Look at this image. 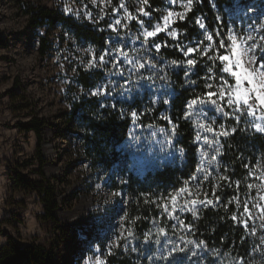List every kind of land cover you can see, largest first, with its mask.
<instances>
[{
	"label": "rangeland",
	"instance_id": "374dc122",
	"mask_svg": "<svg viewBox=\"0 0 264 264\" xmlns=\"http://www.w3.org/2000/svg\"><path fill=\"white\" fill-rule=\"evenodd\" d=\"M162 1L165 6L154 10L152 24L169 11L187 13L189 10L180 7L181 0H177L176 5H170L169 0ZM227 1L229 3L224 5H228L225 11L229 18L234 12V0ZM186 2L183 0V3ZM252 2L257 9L264 11V5L259 0ZM121 3L134 17L147 21L138 9L143 7L147 11L148 5L142 6L140 0H119L117 7L112 9L111 1L105 3L103 0H97L96 4L92 0H0V249L6 245L8 238H12L20 247H44L51 253L53 264H105V255L123 237L124 217L121 213L126 198L121 189L123 178L118 173V166L106 172L92 166L80 149L77 123L69 117L71 102L82 94L76 84L79 69L103 72L105 80L96 88L107 84L113 91L114 101L117 96H123L117 95L119 90L111 84L117 77H109L107 74L112 69L99 65L100 53L77 43L59 26H30L24 12L26 5H42L76 20L93 23L110 21L114 15L113 9H117L115 15L123 17L124 10L119 8ZM241 3L246 6L249 0H241ZM86 12H91L92 16L89 17ZM101 13L104 20L99 19ZM177 21L173 17L170 26L174 27ZM124 22L130 23V31L134 35L138 30L137 21L125 19ZM160 22L163 23L162 19ZM237 23L247 30L246 20H237ZM261 26H264V17L256 24L257 32L253 33L256 40L254 51L257 53L260 45H264V39H260ZM138 54L143 55V51ZM242 63L249 70L256 67L247 55ZM163 64H159L158 68ZM133 81L128 89L123 90L124 95L129 92L132 95L145 94L147 98L151 95L147 81L136 82L135 77ZM93 90L83 94L98 97L91 95ZM168 93L166 84L161 94L168 96ZM149 115L152 117L153 114ZM216 116L210 111L211 123L190 118L201 138V146L205 145V135L210 141L214 134L218 138L224 137L220 134L221 124L224 131L230 132L226 122L230 118L222 117L216 123ZM29 120H36L41 125L40 143L33 131L21 130L20 126ZM251 121V117L244 115L240 123L247 129L252 128ZM202 124L213 128L214 132H207L206 128L201 127ZM143 125L142 129L131 125L124 145V150L131 155L129 165L152 168L160 166L167 159L182 158L179 150L164 143L171 132L170 127ZM162 128L166 129L164 134L160 132ZM38 152L43 159L42 173L54 188L56 208L52 212V219L44 218L37 192H24L12 187V178L16 173H22L33 181L38 179ZM252 173L256 191V200L253 201L256 206L252 208L255 219L252 220L259 229V239L264 248V213L260 211L264 207V166L259 165Z\"/></svg>",
	"mask_w": 264,
	"mask_h": 264
},
{
	"label": "trees",
	"instance_id": "16d2710c",
	"mask_svg": "<svg viewBox=\"0 0 264 264\" xmlns=\"http://www.w3.org/2000/svg\"><path fill=\"white\" fill-rule=\"evenodd\" d=\"M110 1L111 9L116 8L119 0ZM214 3L220 14L228 19L225 11L228 5L224 4L229 2L214 0ZM164 6L162 0H149L147 11L151 9L154 14V10H160ZM24 12L28 16L30 26H59L74 41L91 47L98 54L106 45L109 36L113 35L107 30L109 22L107 20L93 23L80 21L42 5H26ZM201 12L207 14L209 19H214L215 9L208 7V0H205L204 4L194 2L192 8L186 13L185 20H178L174 27L180 26L182 29L188 27L189 32L195 34L199 29L194 24L190 26V18L194 19ZM163 36L164 34H159L156 39L160 40ZM174 59H182L179 51L171 48L162 49L161 60L169 76L166 83L169 91L167 98H176L175 107L169 108L174 122L178 124V136L175 139L179 142L173 146L175 150L181 152L182 158H170L160 166L152 168H137L135 165H129L132 159L130 153L124 150V145L128 140L131 124L129 119L122 118L120 114L121 108L126 112L129 110L131 101L126 99L127 95L123 93L121 98L117 96L115 101H107L109 105L115 103L116 109L110 106L101 107L100 102L104 99L103 96L90 97L83 93L95 89L105 80L103 72L79 69L76 73V84L82 94L77 100L71 102L69 117L77 123L80 149L92 166L106 172L117 165L120 176L128 181L121 185L126 198L121 213L124 217L123 237L117 246L105 255V264H168V260L162 257L167 255L169 248L173 247V242H179L181 236L188 244H192L186 245L183 253H173V256L184 257L182 264H212L217 252L223 253L219 257L218 264H264V248L259 239V229L256 228L255 220H249L250 229L255 225L254 233L244 230L233 222L231 213L235 208L234 204L227 208L223 205L216 209L198 208L195 216L185 208L181 216L185 226L175 230L172 228V220L164 211L165 204L168 206V211H171L173 207L171 199L163 196L164 191L171 192L172 186L177 188L182 186L181 182L194 174L197 163L207 164L208 156L213 154V148L208 145L201 146L200 143L198 145L194 141V137L197 136L194 122L191 119L186 122L182 118L183 99L196 93L183 90L182 69L172 65ZM216 71L218 73V62ZM201 90L202 81L197 92ZM119 94L118 91L117 95ZM135 96L137 102L147 99L145 94ZM163 107L161 103L160 108L152 113V117L149 114L145 115L141 122L169 128L166 121L158 119V113ZM221 118L216 116V123ZM226 122L230 132L227 137L219 138L224 145L219 158L222 160L221 169L227 164V174L232 177L231 185L228 181L219 180L216 175H213L209 182L201 183L199 186L195 181H189L187 195L181 193L177 197V208L185 205V202L190 199H196L198 202L205 199V193L208 194L207 198L211 199L214 185H216V193L222 197H230V194L239 191L241 197L245 195L249 197L250 205L256 200V191L253 186L255 179L249 175V172H254L259 165L264 166V134L256 133L249 127L247 131H244V125L242 123L236 125L235 120L231 118ZM233 126L238 127L235 135L231 133ZM20 127L21 130L33 131L40 143V123L29 120ZM37 158L39 159V168L36 171L38 179L33 181L22 173H16L12 178V187L24 192H37L43 206L44 218L52 219V212L56 208L54 188L42 173L43 159L39 152ZM246 164L249 167L246 168ZM237 179L240 181L238 188L235 183ZM249 183L252 185L251 189L247 187ZM188 223L193 226L191 230L186 227ZM160 228H164L165 232L161 233L163 230L161 229L160 232ZM145 233L149 234L147 242ZM200 239L207 244V251H201L198 248L199 246L203 248V240L199 246H196L197 248L194 246L193 240ZM156 240L160 243L157 244ZM189 249L195 251L197 256L193 257ZM0 264H53V258L51 253L42 246L20 247L15 240L8 238L6 245L0 249Z\"/></svg>",
	"mask_w": 264,
	"mask_h": 264
},
{
	"label": "snow or ice",
	"instance_id": "6c2138e0",
	"mask_svg": "<svg viewBox=\"0 0 264 264\" xmlns=\"http://www.w3.org/2000/svg\"><path fill=\"white\" fill-rule=\"evenodd\" d=\"M93 4L97 0H92ZM107 3L110 0H103ZM194 2L204 4L205 0H187L186 4L181 0L180 7L185 10L191 9ZM261 5H264V0H259ZM149 0H140L142 6L148 5ZM170 5H176L177 0H169ZM208 7L215 9L214 19H209V16L203 12L196 15L194 19L190 18V26L194 24L198 27L199 31L195 34L189 32L188 27L183 29L180 26H170V21L175 17L180 21H184L186 11H169L167 15L157 19L155 24L151 23L152 10L145 11L143 7L138 9L140 15L147 18L139 19L134 17L128 10L124 3L119 5L120 9L124 10V16L115 15L117 9H113V17L107 23V30L114 35L109 36L106 45L101 49L98 55V63L101 67H110L112 69L107 75L109 77H117L116 80L111 81L112 87L120 91L123 95V90L128 89L134 83L133 77L136 82L147 81L148 88L151 90V95L146 100L137 102V97L128 93L126 99L131 101L129 110L126 112L123 108L120 109L122 118L129 119L133 128H143L144 125L141 120L145 115L156 112L160 108L161 103L163 109L159 111L160 119L167 122L171 128L168 133V138L164 143L173 145L179 141L175 139L178 136V124L174 122L169 108L175 107L176 98H167L166 94H161L162 88L169 80L166 67L158 68L159 64H163L161 60L162 49H173L181 53L182 59H174L172 65L177 69H182L184 80V91L196 93L183 99L182 118L189 121L191 117H196L209 123L210 111L216 113L223 118L234 119L236 125L241 122V117L247 115L252 118L251 127L256 133L264 134V45H260V51H254L256 48V40L253 33L257 32L256 24L264 17V11L256 8L255 3L249 0L246 6H242L241 0H234V12L225 19L220 14L219 9L216 7L214 0H208ZM66 11H71L66 9ZM89 17L92 16L91 12H86ZM104 15L101 13L100 20H104ZM136 20L138 30L133 33L130 31V23L124 21ZM162 19L163 23L160 22ZM237 20L247 21V30L238 25ZM256 22L255 24L253 22ZM260 39H264V26L260 29ZM121 33H126L122 35ZM164 33L162 39L157 40L156 37ZM183 37V40H182ZM251 41V43H248ZM143 51V55L138 53ZM247 55L248 60L256 64L250 70L244 68L243 58ZM218 62V73L217 69ZM159 81V83H157ZM202 81V90L197 92ZM93 96H103L101 100V107L117 108L115 103L108 104L107 101L115 99L112 89L107 84L96 88L91 92ZM227 108L228 110H225ZM259 111V114L257 112ZM178 119V118H177ZM214 119V118H213ZM201 127L206 128L207 132H214V129L208 127L207 124H202ZM221 135L227 137L228 131H224V125H220ZM247 131V129H243ZM238 127L233 126L231 133L235 135ZM164 134L166 129H160ZM135 139V137H133ZM200 136H195L194 141L199 145ZM203 143L213 148V154L208 156V163L198 162L194 174L186 177L182 181V186L178 188L172 186V191H164L163 196L171 199L172 209L168 211L167 204L164 205V211L167 216L172 220V228L175 230L178 227L185 226V222L181 219L185 208L196 215L198 208L211 207L213 209L219 208L223 205L227 208L229 205H235L231 213V220L240 225L244 230L255 232V225L250 229L249 220L255 219L252 214V208L256 206L255 202L249 204V197L247 195L241 197L239 191L235 194H230V197H222L215 191L216 185L213 186L212 198H207L199 202L196 199H190L185 202V205L177 208V197L181 193L187 195L190 184L189 181H195L199 186L201 183H207L216 175L219 180L228 181L229 185L232 183V177L227 174V164L224 168H220L222 160L219 158L224 145L219 141L218 136L213 135L210 141L208 136L203 137ZM207 155V153H204ZM245 167H249L247 164ZM249 175L254 173L249 172ZM262 178V176H261ZM122 183H127V180L122 179ZM237 188L240 181H235ZM249 189L252 185H247ZM163 198V197H162ZM264 213V207L260 209ZM186 227L191 230L192 224L188 223ZM161 229L163 230L161 232ZM161 233L165 232L164 228H160ZM122 235V234H121ZM131 235V233H129ZM148 233H145V241H148ZM119 238V237H118ZM201 240H193L194 246H199ZM159 244L160 241L156 240ZM187 241L180 237L179 242H173V247L169 248L167 255L162 258L168 260V264H182L184 257L173 256L174 252L183 253L185 251ZM203 248L199 246L201 251H207V244L203 240ZM111 246H109L110 249ZM197 248V247H196ZM99 251V248H97ZM191 251V249H189ZM193 257L197 256L195 251H191ZM223 253L217 252L216 259L212 264H218L219 257ZM246 255V253H245ZM171 257V259H169ZM88 264V262H85Z\"/></svg>",
	"mask_w": 264,
	"mask_h": 264
}]
</instances>
